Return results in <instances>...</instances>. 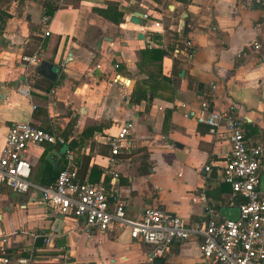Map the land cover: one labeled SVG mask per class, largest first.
<instances>
[{"label": "crops", "instance_id": "crops-1", "mask_svg": "<svg viewBox=\"0 0 264 264\" xmlns=\"http://www.w3.org/2000/svg\"><path fill=\"white\" fill-rule=\"evenodd\" d=\"M44 1L0 0L7 14L0 33V150L10 125L29 122L73 141L77 178L102 182L109 206L121 200L126 216L136 217L150 204L187 223L205 221L211 209L223 219L219 208L237 207L240 200L220 176L229 143L224 133L210 134L194 118L198 100L215 82L214 105H232L245 143L263 148L264 181L258 7L240 0H49L56 8L43 35ZM107 2L118 3L121 22L93 10ZM134 12L139 23L129 21ZM255 38L261 42L258 53L239 57ZM40 44L43 60L56 70L53 81L23 60ZM135 95L138 101L131 100ZM120 121L131 122L130 145L110 161L106 134L115 133ZM88 127L94 129L83 134ZM59 147L26 148L31 182H53L48 157ZM61 162L62 156L56 169ZM57 213L33 188L21 194L0 189V236L12 252L19 248L30 255L32 264H153L150 247L126 228L110 224L98 231L73 214L56 226ZM199 245L196 237L175 241L160 264H213L201 258Z\"/></svg>", "mask_w": 264, "mask_h": 264}, {"label": "built area", "instance_id": "built-area-1", "mask_svg": "<svg viewBox=\"0 0 264 264\" xmlns=\"http://www.w3.org/2000/svg\"><path fill=\"white\" fill-rule=\"evenodd\" d=\"M244 5L256 6L261 19L255 22L257 37L264 40V0H240ZM48 16L41 15L45 27ZM43 35H48L45 27ZM260 40L255 38L249 49L239 53L248 57L258 53ZM23 60L36 67L43 60L41 44L36 50L24 56ZM215 82L208 84L205 97L197 102L194 118L197 123L207 126L213 135L224 133L229 143V151L220 171L221 180L230 186L231 192L240 198L237 204L238 217L235 220L221 219L214 210H209L205 221L187 223L182 218L147 205L136 217L125 215L121 200L110 207L102 182H89L77 178L75 150L67 148L62 154L61 166L53 182L38 185L30 181V165L24 158L29 145L52 144L60 146L64 139L52 131L38 128L29 122H14L5 133L0 150V189L7 188L13 193H26L30 188L38 191L43 205L55 208L62 215L73 214L82 218L87 228L106 230L110 224L127 229L131 238L138 239L150 247L149 259L162 258L175 241L191 237L200 239V255L213 264H264V191L259 190V169L263 148L247 145L243 139L241 118L234 114V107L218 108L214 105ZM34 108V106H33ZM186 115V113H184ZM131 129L130 121L116 124L115 133H107L109 160L121 149L130 145L127 138ZM209 170V165L204 166ZM204 200L203 196H200ZM51 233L42 241L48 243ZM12 253V257H11ZM0 264H32L31 256H23L16 248L13 252L7 246L5 236H0Z\"/></svg>", "mask_w": 264, "mask_h": 264}, {"label": "water", "instance_id": "water-1", "mask_svg": "<svg viewBox=\"0 0 264 264\" xmlns=\"http://www.w3.org/2000/svg\"><path fill=\"white\" fill-rule=\"evenodd\" d=\"M129 21L133 22V23H139L140 14L138 12L132 13V15L129 17ZM137 37L141 38L142 35L137 34ZM52 57L53 56H51V59H52ZM35 72L39 76H42L49 81H53L55 79V76H56V70L53 68V65L48 60H41L40 63L36 66ZM119 79L123 80L121 77ZM66 148H67V144L63 143L60 145L58 152L51 151L50 154L53 157L52 158L48 157V160H49V162H52V169L53 170H56L58 161L61 158V156H62V154ZM50 154H48V155H50ZM263 183H264L263 176H259L258 187H259V190H261V191L263 190ZM219 214L222 217H224L225 219L235 220L238 217V208L237 207H220L219 208ZM62 217H63V215L61 213H57L55 215L56 226L58 225V223L60 222ZM152 261H153V264H160L162 260H161V258H154Z\"/></svg>", "mask_w": 264, "mask_h": 264}, {"label": "trees", "instance_id": "trees-1", "mask_svg": "<svg viewBox=\"0 0 264 264\" xmlns=\"http://www.w3.org/2000/svg\"><path fill=\"white\" fill-rule=\"evenodd\" d=\"M156 1H161V0H156ZM175 1H179L182 3H186L188 0H175ZM56 6L53 3H50L49 0H45L43 2V15L45 16H51V14L53 13V11L55 10ZM93 10L100 16H102L103 18H105L108 21H111L115 24L119 23L122 21V12L118 9V3L117 2H107L106 3V7L105 8H93ZM7 16V14L5 12H1L0 11V33L3 29V24H4V20L5 17ZM135 90H133L132 94H135ZM145 94H141V97H144ZM139 97H131L132 101H138ZM94 127H88L86 129L83 130V134H85L86 131H90L93 130ZM65 139V138H64ZM66 140V139H65ZM67 145L69 148L75 149V143L73 141H68ZM75 163H77V153L75 154ZM59 169V168H58ZM58 169L56 170H52L50 168H48L47 173L48 175H50L51 179H55ZM81 180V179H79ZM51 184V183H50ZM107 197V195H106ZM110 199H108L107 197V202L108 204ZM240 202V200L237 201V204Z\"/></svg>", "mask_w": 264, "mask_h": 264}]
</instances>
